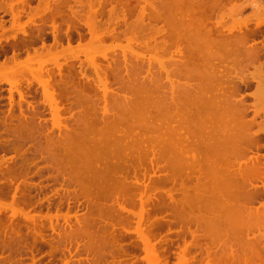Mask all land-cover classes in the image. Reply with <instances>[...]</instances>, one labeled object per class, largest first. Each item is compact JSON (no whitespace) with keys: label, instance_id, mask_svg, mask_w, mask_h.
Listing matches in <instances>:
<instances>
[{"label":"bare ground","instance_id":"6f19581e","mask_svg":"<svg viewBox=\"0 0 264 264\" xmlns=\"http://www.w3.org/2000/svg\"><path fill=\"white\" fill-rule=\"evenodd\" d=\"M6 1H0V9L10 11L13 21L10 27L0 21V45L3 40L14 47L42 43L31 45L33 54L25 47L29 53L23 59L19 54L2 59L0 52V79L10 86V108L2 117L19 122L14 131L44 132L38 129H46L40 125L48 117L38 120L47 105L52 129L80 137L73 138L76 144L67 138L63 146L70 172L78 174L75 181L97 189L92 212L77 220L88 229L94 250L105 248L123 264H138L142 250L145 264H264V200L259 202L263 190L257 183L264 165L258 153L248 156L260 144L264 122L247 118L252 108L233 80L234 74H246L248 68L241 66L249 59L242 64L244 59L256 66L251 59L264 46L248 45L241 19L224 25L236 7L220 14L225 0H37V6L28 4L23 20L29 0ZM259 15L264 10L256 18L262 25ZM82 29L89 36L85 42ZM46 31L52 32V43L45 41ZM71 31L78 34L77 44ZM259 61L258 70L264 66ZM257 69L256 75L250 72L259 82L253 95L264 111V76ZM34 82L41 88L34 91V98L40 95L36 105L27 92ZM15 94L18 113L13 112ZM254 125L262 127L254 130ZM25 194L18 206H32ZM41 231L37 239L44 237Z\"/></svg>","mask_w":264,"mask_h":264},{"label":"rangeland","instance_id":"374dc122","mask_svg":"<svg viewBox=\"0 0 264 264\" xmlns=\"http://www.w3.org/2000/svg\"><path fill=\"white\" fill-rule=\"evenodd\" d=\"M263 4H264V0H225L224 4L220 8L221 10L220 14L224 12H226V14H229L233 6L236 7V10L237 9L238 10L233 11L235 14L231 12L234 14L232 16H231V13L228 15V17L227 15L225 16L224 25L225 24L229 25L235 20L238 21L239 19H241L239 21H242L241 25H242V30H243V28H245L246 26L248 27L250 25V21H251L250 19H253V18L256 19L258 18L257 17L258 14L263 13V10H264L262 9L264 8ZM235 5H237L238 7ZM247 6H250L252 8L251 13H248V10L245 9ZM214 16L213 18H215ZM260 16L261 15H259V17ZM262 17L264 16H261V18ZM35 20L38 21V19H35ZM245 20L247 22V25L244 24L243 22ZM11 24L8 27H10ZM46 29L51 30L50 26H47ZM82 31L84 33L86 32L85 29H82ZM235 31H238V29L237 30L235 29L233 32ZM70 36L73 39V44H77L76 41L79 39L78 34L75 31H71ZM84 37L85 38H83L82 41H84V39L89 38L87 33H85ZM44 38L47 43H52L53 42L52 32L46 31ZM109 41L111 42V40L109 39L106 40V43H109ZM63 42L64 44L67 42L64 36H63ZM41 43H42L41 40H36L34 43H31L28 46L21 45V49H24L26 47L28 48V50H30V53H31L33 48H35L34 46L32 47L31 45L40 47ZM1 45L3 46V48H6V47L9 48L11 46L10 43L9 44L8 42L6 43L5 40H3ZM1 45H0V49L2 51L3 48ZM26 50L22 54L19 55L21 59H23L24 56L29 53V51L27 52ZM39 50L41 51L42 49H39ZM34 51H32L31 54H33ZM25 52H27V54ZM161 53L162 55H164L163 57H165L164 60L167 58V61H168V57H167L168 55L166 56V53L165 54H163V52ZM109 54L112 55L113 54L112 51H109ZM79 55L81 56L82 59L85 58L84 53L81 52ZM162 55L160 54L159 56H162ZM1 58L3 59L4 56H1ZM160 58L162 59V57ZM156 62H155V65L157 66L158 62L157 63ZM37 63L38 62L32 63V64H35L33 67L37 68L36 66H38L39 64ZM52 65L53 64H49V66L48 65L46 66L52 67ZM88 72L93 73L90 67H88ZM34 84H33L34 88H32L33 87L32 85V87L28 88V90L26 86H24L25 84L23 86L26 88L27 92H29V90L32 91V92L30 91V94L32 95L29 94L30 96L28 97V100L34 101L36 105L37 103L36 100L40 97V95H38V98L37 97L34 98L33 96L37 90L38 92L36 93H41V88L38 86V84H36V82H34ZM9 87L10 86L8 85L7 82L0 79V264H120V263L123 264L125 263L124 260H123L124 262L121 261L120 263L119 261H116L115 258L112 257V255H110L112 254L111 251L106 250L107 251L106 252L105 248L104 250H102L104 251V253L102 251L101 253L100 248L102 247L98 248L99 244L98 246H95V249L98 248L99 252L103 254L104 257L98 254L99 253L98 250H97L98 253L96 252V250H94L95 243L91 241L92 239L89 236H87L89 235V232L87 231L88 229L84 228L83 225H81L82 223H80L82 222V219L84 220V216L86 218L88 214H90L89 212L92 209L91 205H94L92 204V201L95 200V198H93L94 195L92 193L95 191L97 192V189L92 184H90V187H89L88 181H87V185L85 182H82L83 184H80L81 185L80 186L78 183L80 181H75L76 179L79 180L78 179L79 177L77 176L78 174H75L74 172V175H73L70 172L71 171V169L69 168L70 165H68V162H67L68 158L66 157L67 152L69 151L66 148L67 146L64 147L63 145H66V143H68L67 141L71 139L69 138L71 136L66 135L67 136L66 137L64 134H60V132H58L57 129L54 130L51 128L52 124L49 119L50 118L49 116H51V113L47 105L45 106L40 116V120H38L39 118H37L36 120L42 122L44 119H47L48 117V119L45 120L47 124L45 123V121H43L44 123L42 122L40 126L43 125L44 126V127L42 126L43 128H45L46 126V129L49 128L50 130H46V129L42 130L41 128L40 129L36 128L44 132H38L37 130L34 129L32 133L29 132L30 134L27 131H25V133L24 132L21 133L18 130L14 131L12 129V126L15 128V126L19 124V122H16V121L13 122V120L12 122H9L11 120L2 117L3 113L6 112L8 108H10L9 107L10 103H9V98H8L9 97V90H8ZM14 98L16 102L19 99L18 94H15ZM256 100H258V102H255L254 106L256 105L257 106L256 109L259 108V111H262L260 109L262 108L261 107L262 103H260L262 102V100L260 101L257 98ZM15 102L13 103V107H14L13 112L18 113L19 112L18 104L17 102L16 103ZM26 103L27 102H24L23 104L25 110H27ZM37 105H40V103ZM40 106H43V104ZM262 122H264V120H262L261 122H258V124ZM3 124L5 125L6 129L4 128ZM39 124L40 123H38L37 125ZM256 125H254V129H258L259 127H262V126L264 127V124H259L262 126L258 125L257 128H256ZM74 136L77 137L78 135L76 134ZM76 137H72L71 141H73V138L75 141ZM67 138H69V140ZM77 138H80V137H77ZM76 140L78 141L79 139H76ZM54 141H57V142H54ZM54 143H56V145ZM64 151L65 152L67 151V152L64 154ZM20 172H22L21 176H20ZM74 176H77L78 178L76 177L75 179ZM87 179L92 182V180L89 179V177ZM90 181L89 183H91ZM23 190L26 192L25 195H28V199L32 203V206H23V205L18 206L20 204H16L18 203L17 200H19V197L23 193H25V192H22ZM3 191H6L7 193L6 196H2ZM37 202H40V203H37ZM111 202H113V200L112 201L110 200V204L112 205ZM106 203H109V201L105 202V204L103 203L104 204L103 207L106 205ZM257 204L258 202L256 203V205ZM18 207H20L19 210L21 209L20 210L21 213H18L20 212L18 209L15 210V208H18ZM21 207H24L26 210L27 209L28 210L26 211L24 210V208H21ZM105 207L103 208L104 210H105ZM10 208H13L14 210ZM22 209L23 211H25L24 213L28 212L27 215L29 216H26V214L23 213ZM111 209H112V206L110 210ZM38 214L39 216L37 217ZM52 214L55 215L56 218H54L53 216V218L51 217L50 218L51 220H50L49 217L52 216ZM57 214H59V216ZM34 215L36 217H34ZM46 215H48L47 216L48 218H46ZM25 216H26V219H24ZM67 216L69 218H67ZM167 217H169V215ZM35 218L44 219V220H40L41 222H39L42 228L40 227L39 223L36 227L37 229L35 228L37 221H38L37 220L35 223L34 222L36 220ZM33 219L35 220L32 221ZM48 219L50 220L51 223H49ZM77 220L78 221L81 220L79 222L80 224L78 223ZM55 222H58V224ZM53 226H54V229H53ZM80 227L81 228L83 227V229L85 230L83 231ZM173 227L175 228V226ZM38 229L40 231L43 229L40 235H44L45 237V238L43 237L44 239L42 238V236L41 237L39 236L37 239L36 236L38 235V233L36 232L39 231ZM56 229L58 230V232ZM34 236L36 237L38 242L36 241ZM132 236H135V234H133ZM33 240L35 241L34 243H33ZM129 240L130 239H126V241H124L123 244L125 246H128L130 243ZM178 242L182 243L183 241H178ZM91 244H94V245H91ZM175 245L176 246L178 245L177 241H175L173 245L170 247L172 252L174 251L171 254V258H170L171 263L172 261L176 260L175 250L177 251L178 248ZM143 254L145 255L143 250L139 251L138 264H145L144 260L142 261ZM99 258H102V261ZM96 260L97 262L99 261V263H96Z\"/></svg>","mask_w":264,"mask_h":264},{"label":"flooded vegetation","instance_id":"af4514ba","mask_svg":"<svg viewBox=\"0 0 264 264\" xmlns=\"http://www.w3.org/2000/svg\"><path fill=\"white\" fill-rule=\"evenodd\" d=\"M1 1V0H0ZM6 1V0H5ZM8 1V0H7ZM6 1V2H7ZM8 2H10V0L8 1ZM36 2H37V0H29V2H27V3H25V10L27 11L26 13H25V16L23 15V20H24V18L26 19L27 18V16L26 15H28V12L30 11V8H28L29 7V5L28 4H30V5H32L33 3L34 4H36ZM38 3H39V1H38ZM33 4V5H34ZM20 5V4H19ZM33 5H32V7H33ZM38 4H36L35 6H37ZM34 6V7H35ZM31 7V6H30ZM29 10H28V9ZM246 10H248V13H251L252 12V8L250 7V6H247L246 8H245ZM3 12V13H2ZM2 13V14H1ZM10 14V11H4V10H1L0 9V17H3L4 18V20H2L3 18H0L1 20L0 21H3L4 22V24H5V26L6 25H8L9 26V21L10 20H12L13 21V18L11 19V14ZM9 17V18H8ZM251 21H250V25L247 27H245V28H243V31L245 32V33H248V42L250 43V44H248V45H253L254 47H263L264 46V24H262V25H258V21L256 22V19H250ZM11 22V21H10ZM256 22V23H255ZM11 24V23H10ZM254 24V25H253ZM256 25V26H255ZM249 28V29H248ZM256 40H255V39ZM252 40H255V41H252ZM258 40V41H257ZM257 41V42H256ZM254 42V43H253ZM256 42V43H255ZM262 42V43H261ZM263 44V45H262ZM16 52H14L13 50ZM26 49H24V50H22L21 49V46H17V47H14V46H10L9 48H3L2 49V51H1V56H4V57H6L7 55H9V56H11L12 54L14 55V54H22L24 51H25ZM13 51V52H12ZM19 53H18V52ZM263 51V52H262ZM260 53H259V55L257 56V57H254V58H252L251 59V62H253V64H255L256 63V66L255 65H249V64H251V63H249V61H250V58H247V59H244L243 61H242V64H243V62H245V61H247L248 59V61H247V63H246V65H245V63H244V67L243 66H241L242 67V69L244 70V69H246V67L248 68V69H246V74H243V73H245V72H243L242 71V69H241V67H238L239 69H241V70H238V72H243L242 74L244 75V76H239L238 74L236 75V74H234V76H233V80H234V82L237 84V86L240 88V93H244V95L243 94H239V97H241V99L243 100V102L244 101H246V102H244L245 103V105L247 106V108L249 107V108H252V109H248V111H247V118L249 117V116H251L252 115V117H250L249 119H252V120H254L255 122L256 121H259V122H261L262 121V118L264 119V112L263 111H259V112H257L258 114H255L256 112H255V106L253 105L254 104V102H255V97H254V95H253V91H255V85H256V83L258 82V77H257V79L256 78H253V74L255 73V71H253V68H255V69H257L256 67H258L257 66V64H258V61H259V58H260V61H259V63L260 62H262L263 64H264V60H262L261 61V59H264L263 57H264V50H262ZM6 56H5V55ZM8 56V57H9ZM253 60V61H252ZM256 60V61H255ZM254 61H255V63H254ZM248 64V65H247ZM263 64H261V65H263ZM241 65V64H240ZM239 65V66H240ZM261 67V66H260ZM263 68H264V66H262ZM251 70H250V69ZM263 68H260V69H262V71L260 72V75H259V73H258V76H264V73H262L263 72ZM250 70V71H249ZM258 69H257V71H259ZM256 71V72H257ZM249 72V73H248ZM250 72H254V73H250ZM234 73V72H233ZM250 74V75H249ZM257 73H255L254 75H256ZM236 75V76H235ZM246 75L248 76V77H246ZM252 75V76H251ZM238 76V78L236 79V77ZM252 78H251V77ZM239 77H241V80H240V78ZM244 77V78H243ZM246 77V78H245ZM255 77V76H254ZM242 78H243V80H242ZM236 79V80H235ZM252 79H254V80H252ZM245 83H246V85H245ZM259 83V82H258ZM258 86V85H257ZM250 91L252 92L251 94H249L250 93ZM251 100H253V102H251ZM247 101H250V103H252V104H250L249 102L247 103ZM249 105V106H248ZM251 105V106H250ZM254 107V108H253ZM256 111H257V109H256ZM255 112V113H254ZM254 113V114H253ZM263 114V115H262ZM253 115H255L254 117H253ZM262 118H261V117ZM260 118V119H259ZM258 123V122H257ZM255 130V129H254ZM261 141H260V144H259V146H256V147H253L250 151H249V155L248 156H253V154H252V152L254 153V156H255V154L256 153H258V154H256V155H258L259 156V158H260V162H261V166H263L264 165V131L263 132H261ZM261 143H263L262 145H261ZM257 148V149H256ZM252 154V155H251ZM263 162V163H262ZM263 164V165H262ZM263 180V181H262ZM261 182H264V178H261L260 180H258V185L259 184H261V185H259L260 186V188L263 190V193H262V195L259 197V200H261V201H259V202H263L262 200H264V183H261ZM262 184H263V186H262Z\"/></svg>","mask_w":264,"mask_h":264}]
</instances>
